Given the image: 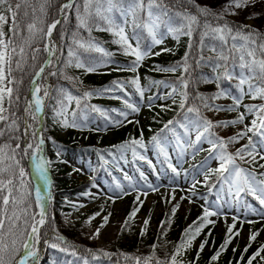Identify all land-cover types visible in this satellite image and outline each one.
<instances>
[{"label":"trees","instance_id":"1","mask_svg":"<svg viewBox=\"0 0 264 264\" xmlns=\"http://www.w3.org/2000/svg\"><path fill=\"white\" fill-rule=\"evenodd\" d=\"M20 0H10L13 8L15 4ZM66 0H28L27 3H21L20 9L17 11V21L19 23V32L16 36L14 43L17 45V51L19 45L24 44L25 40H30V45H25L27 53L26 63H24L23 69L19 70L15 67L16 57H13V71L11 77H15L19 83L11 84L10 87L14 89L13 92V104L10 106L7 97L5 115L15 114L18 119L19 130L13 133L15 137L19 139H11L5 135L0 137V144L11 143L14 147L16 143L21 144V148L25 146L26 142L35 143L31 135H25V120L33 125L30 131L40 130L41 135L44 139V154L46 155L49 163V186L47 189V215L46 223L40 229V243L37 245L39 251V260L37 264H83L82 258H87L89 264H136V261L132 258L140 257L143 264V258L148 256H154L152 264H155V260L169 261L171 255L178 245L181 244L182 240L185 242V246L181 248L180 254L177 259L182 264H247L249 257L256 252V246L254 244L245 243L241 248L231 252L229 244L225 249L221 250V245L224 243L228 232V226L223 230L222 233L215 232L213 229L214 224L206 225L200 234L196 236L198 243H202L207 240L208 248L202 251H197L192 245L187 246L188 237L185 236V230L193 224L194 221H198V218L202 216L203 207L202 203L193 206L188 212L181 213L177 209L173 215L171 209L174 205H164L154 217V223L148 226L145 230L137 224L136 220L132 218L128 220L127 226L125 221L128 219L129 214L134 209V206L139 204L137 201L134 202L132 208L128 213V217L124 220L123 224L118 228L115 238L112 240L109 248L104 249L97 245L96 240L87 234L83 223V214H79L74 219L66 220L65 216L68 213L77 212L79 205L74 196L81 192L88 190V188L95 184L97 177L102 175L106 176L110 183V188L113 193L119 192L120 187H117V182L111 174V168L115 171V160L123 157V150H127L132 160H137L145 164V168L150 174H153L154 170L152 165L148 163L147 159L141 160L138 156L142 148L136 146L137 155L133 156L130 147L121 148V145L131 144L133 140L143 139L144 145L153 144L156 158L159 160V165L164 171H167L171 177H175L174 172L168 167L169 162L167 161L163 152L156 147L152 141L154 135L160 134V140L163 142L166 139L172 137V133L165 131L160 133V129L169 121H180L185 123L184 115L185 110L179 107L180 100L182 97L180 93L183 91L188 92V101L186 107L195 106L200 110V115L214 122V118L209 117L206 108L203 106L205 101L197 99L198 95L207 98V102H212V97L223 89L230 90L236 96L240 95L239 79L241 75L239 53H228L227 48L229 45L224 46L225 54L229 55V59L225 61H219L222 65L216 72L213 71V65L216 61L218 52L221 49V42L217 39H213L212 36L204 38L203 47H201L199 31L194 32L191 38L192 47L189 48L190 38L182 35L179 40L176 39L174 47H167L169 51H158L160 55H154L150 63L139 64L135 72L128 70H116V69H127L131 65V62L135 57L127 55L123 52L122 46L116 44L114 41L117 40L115 35L109 31H100L95 26L97 20L95 17L92 18L90 24L93 28L89 34L84 29H77V19L75 11L65 10L67 13V20L65 21L60 13V6L65 3ZM77 4L81 5L82 0H76ZM164 4L173 11H183L187 8L190 12L195 13V9L187 4H175V0H163ZM200 6H207L204 3L196 1ZM43 6L44 11L41 12ZM127 5H125L126 7ZM75 7V5H74ZM104 7H107L105 4ZM209 7V6H208ZM95 5H93V9ZM35 9V12H33ZM0 11H4V8H0ZM213 11V10H212ZM27 12V15L25 13ZM215 13L222 11L214 10ZM171 14V13H170ZM113 18L117 20L121 17L119 12L113 11ZM60 17L61 23L57 25L56 29L53 30L52 39L56 45L57 51L54 56L51 57L52 64L45 67V72L38 79L41 87L40 94L43 97V109L38 115L37 120L32 121L25 116L23 111L26 100H31L29 89L31 87V80L34 72L38 70L39 66L43 65L49 57V54L44 51V47L48 44V38L44 33L35 31L34 35L29 34L27 25L35 22L36 29L47 30V26L54 20ZM146 18V13H139V20L142 22ZM227 21L232 24H245L236 19H233L227 15L224 17ZM162 19H164L162 17ZM211 19V17H209ZM201 23H203V17H201ZM130 24L133 33L138 34L140 46L146 48L151 42L152 37L149 35L146 29L133 28ZM215 25V21H213ZM100 27H106L103 21H99ZM248 25V24H245ZM12 24H4L3 31L9 38L12 33L10 32ZM253 29L258 30L260 33H264L263 29L257 28L250 25ZM160 33H165L166 28L163 24L159 27ZM73 33H78L77 38H82L84 41L89 39L91 36L95 41L99 42L100 46L104 47L107 51L114 53L111 58H115L127 64L126 67H110L105 69H97L94 72H87L85 68L75 67V60L73 58L72 63H69L70 58L68 57L69 47L76 49L73 45ZM137 38V36H136ZM215 46L217 52H213L211 49ZM39 48L36 59H32V50ZM80 53L81 61L92 60L98 55V53L89 52L83 53L82 49H76ZM11 52V48H10ZM187 56V71L184 70L185 54ZM203 57V59L201 58ZM212 59L209 60L208 58ZM110 58V59H111ZM257 58H260V54L257 53ZM248 58L246 57V60ZM181 65L176 68V71H162L159 69L168 68L171 66ZM227 67L232 79L226 78L223 73ZM50 72H55V75H49ZM245 75L248 74V70H244ZM138 75H142L147 84L150 85L146 95L141 97L137 86L130 83V81L136 78ZM219 75L220 79L217 80L216 76ZM115 80L125 82L130 90L135 94L133 100L130 95H125L122 101H114L116 98L113 92H102L103 89L112 86V82ZM182 80H187V89L183 87ZM160 82V83H157ZM257 83V81H252ZM167 84L169 87L163 92V85ZM47 88L49 95L43 96L44 89ZM173 88L176 89L173 92ZM60 89L66 90L71 93L74 97L81 98L80 107L77 108L75 101L68 103V111L66 118L69 123L73 119L75 121L82 122L85 127L84 131L73 128L64 127L59 122L62 118L56 115V110L59 108L58 100L64 97L60 93ZM162 91V93H161ZM85 92H93L90 97H84ZM127 93V91H125ZM171 93V95H169ZM19 95V101L15 100V97ZM115 98V99H114ZM127 99L132 104H138L141 100L145 104V108L148 112V119L145 124L135 121L124 122L123 117L119 115L120 111L130 110L127 109L123 103V100ZM230 100V98H228ZM150 100H153L152 102ZM257 103H264V100L259 98L255 99ZM88 105V107H85ZM92 106L101 109L106 115H101L100 112L93 111ZM116 109L117 111H112ZM73 110H75V117H73ZM190 119L195 118V113L187 114ZM86 117V119H85ZM41 118V126L38 127ZM116 120H120L121 123H115ZM105 125H108L105 127ZM176 130L179 128L178 125H174ZM212 131L216 136L227 139L229 137L228 130L221 131L218 127H214ZM215 137H209L214 139ZM164 147V146H163ZM209 147L202 150L196 158L188 164V167L195 169L196 166H200L202 162L209 157ZM229 153H234L235 148L230 143L227 146ZM71 155L77 158H82L87 164H90L89 159L94 157V161L91 163L92 172L89 177L79 179L77 173L76 176L71 175V172L77 171V168L73 165L65 164L63 161L57 160L60 156ZM103 157V159H101ZM17 159L21 161V165L25 168L27 173L25 184L27 190L31 192V195L27 197V201L31 202L34 211H38L35 205V179L31 174V168L33 167L28 157H25L22 152L18 151ZM10 161L5 160V166ZM237 163L242 167L248 168L249 165L239 160ZM262 163V162H258ZM258 164L253 166L256 170L264 171L260 169ZM137 164L132 162L134 171L137 172ZM217 167H212L215 169ZM18 174V169H15ZM5 179L8 178V174L5 173ZM211 188V191H209ZM193 190V189H192ZM195 193L201 196L203 201H209L215 198L219 193L224 196L228 195V187L217 179L216 174H212L210 180L206 183L205 181L195 184ZM193 193V191H192ZM7 194V192H5ZM131 200L133 202V196ZM244 202L247 204L252 203L255 206L262 207L257 200L251 195L242 194ZM111 197H103L97 207H104L109 203ZM264 208V206H263ZM162 222H166L163 231L161 230ZM236 232V226L233 229V234ZM232 234V235H233ZM59 235L64 238L63 241H57L55 237ZM58 243L61 248L66 247L69 251H60V248H51L48 243ZM153 245H156L153 249ZM247 252L244 251L246 246H249ZM72 249H75L76 255H72ZM91 250V251H89ZM220 251L221 255L216 261H212L211 257ZM109 253L110 256H105L103 253ZM199 255L197 256V253ZM95 254L98 259H93ZM264 256V252L261 253ZM128 257V259H125ZM243 257V259H241ZM253 264H264V261L257 257L253 260Z\"/></svg>","mask_w":264,"mask_h":264},{"label":"snow or ice","instance_id":"2","mask_svg":"<svg viewBox=\"0 0 264 264\" xmlns=\"http://www.w3.org/2000/svg\"><path fill=\"white\" fill-rule=\"evenodd\" d=\"M28 0H20V2L15 4L13 8L10 0H0V8H4V11H0V137L7 135L9 140L19 139L15 137L13 133L19 130L18 119L15 114L5 115L9 109L4 107L5 95L8 97L9 105L13 104V92L12 87H4V82L6 79V67L7 66V76L11 77L13 71V57H16L15 67L16 69L22 70L24 63H26L27 53L25 50V45H30V40H25L24 44L19 45V50L17 51V45L14 40L19 32V23L17 21V11L21 7V3H27ZM48 0H45L47 3ZM264 2V0H261ZM256 0H228L227 4L224 6L222 12L215 13L208 6H200L196 3V0H175V4H187L195 9V13L190 12L187 8L183 11H173L164 4L163 0H82L81 5L77 4L76 0H66L60 6V13L62 18L67 20L68 11H75L77 19V29H84L89 34L92 32L93 28L90 24L92 18L95 17L97 20L96 27L100 31L112 32L119 39L114 42L122 46V50L125 54L131 53L135 59L131 62V65L127 69H116V70H128L135 72L140 64V62L149 55H160L159 52L152 53L151 48L155 45H160L163 43V38H157V30L160 25L163 24L166 28L165 34H171L175 39L179 40L180 36L185 35L190 38L189 48L192 47L191 38L194 32L199 31L201 47H203V41L205 37L212 36L213 39H217L221 42V49L217 54L216 61L213 65V71L216 72L222 67L219 61H227L229 55L225 54L224 46L229 45L227 48L228 53H239L240 69L241 75L239 79L240 95L232 96L233 104L227 107L222 105H216L214 103H208L207 98L198 95L197 99L205 101L203 106L209 111H237L242 103V98L244 95L250 96L252 99L264 100V33H260L258 30L253 29L250 25L245 24H232L227 21L224 17L225 15H236L237 9H244L249 6H253ZM107 7H104V5ZM75 5V7H74ZM93 5L95 8L93 9ZM125 5H127L125 7ZM41 12L44 11L43 6L41 7ZM119 12L120 16L123 18L122 24L127 25L129 22V16H131V23L133 28H143L146 29L149 35L152 37L151 44L145 49H141L138 34L137 42L135 46L131 44L127 35L125 34V27L120 23H117L112 16L113 11ZM35 12V9H33ZM146 13V18L140 22L139 13ZM8 13L10 15H6ZM171 13V14H170ZM27 15V12L25 13ZM162 17L164 19H162ZM201 17H203V23H201ZM211 17V19H209ZM257 17L256 13H252L248 16V19H255ZM9 18L11 19L10 32L12 35L5 40V33L3 31L4 24L8 23ZM99 21H103L106 27H100ZM215 21V25L213 24ZM61 23L60 20H54L51 24L47 26L46 32L44 29H36L35 22L29 23L27 25V30L31 35H34L35 31H40L51 41L53 30L56 29L57 25ZM73 45L76 49H82L83 53L95 52L101 55L96 56L92 60L81 61L80 53L73 47L68 49V57L70 58L69 63H72L74 58L75 67L85 68L87 72H94L97 68L105 65V63L110 60L114 53L107 51L104 47L100 46L99 42L95 41L91 36L87 41L82 38H77L78 33H73ZM11 48V52L7 49ZM213 52H217L215 46L211 49ZM40 49L36 48L32 50V59H36V53ZM44 51L49 54V59H47L43 65L39 66L38 70L34 72L33 78L31 80V87L29 89L31 100H26L25 107L23 109L25 116L32 121L37 120L38 115L42 112L43 101L39 93L41 92V87L37 84V80L45 72V67L52 64L51 57L56 54L57 48L54 43L46 44ZM163 51H169V49H163ZM257 53L260 54V58H257ZM187 56L185 54V63L182 65L184 70L187 71ZM246 57L248 58L246 60ZM203 59V57H201ZM209 60L212 58L209 57ZM181 65L171 66L168 68L159 69L162 71H176V68ZM248 70V74L245 75L244 70ZM55 72H50L49 75H55ZM223 75L232 79L227 67H225ZM216 79L219 80L220 76L217 75ZM257 81L253 83L252 81ZM19 83L12 77L8 79V84ZM130 83L137 86V91L143 94L142 89L139 87V77H136L130 81ZM160 83V82H157ZM183 87L187 89L188 81L182 80ZM248 85V91L245 93L243 85ZM125 82L115 80L112 82V86L105 88L102 92H113V91H125ZM61 95L64 97L57 101L59 108L56 110V115L62 119L59 121L64 127H80L81 125L76 123L75 119L71 123L66 118V113L68 111V103L70 101H75L77 108L80 107L81 98L74 97L71 93L66 92L64 89L59 90ZM176 89L173 88V92ZM227 93L223 90L218 92L212 100L218 99L221 96H225ZM49 95L48 89L45 88L43 91V96L47 97ZM93 92H85L84 97H90ZM171 95V93L169 94ZM182 99L180 100L179 107L185 110L184 121L169 120L162 129L160 133L165 131L171 132L175 139L176 147L180 149V155H184L187 149H192L193 153L198 149V145L204 139L209 137H215L214 139H208V143L211 145L209 150V158H214L219 161V166L215 169H207L204 175V181L207 183L212 174L217 175V179L228 187V194L233 200H238L241 198L242 194L251 195L255 200L259 202L261 206H264V171H257L255 165L259 161H264V103L255 105H244V108L248 113H256L257 118L251 121L250 125H245L244 128L236 133L234 136L228 137L227 139L223 137L216 136L212 129L216 126L227 127L229 125L243 124L245 120V113H239L238 116L230 121H219L214 124L213 121L200 115V110L195 106L186 107L188 101V92L185 90L180 93ZM121 99V97H115ZM20 97L17 95L15 97L16 101H19ZM123 103L127 109L133 112H138L139 108L134 104L130 103L127 99L123 100ZM88 107V105H85ZM93 111L100 112L101 115H106L101 109L92 106ZM112 111H117L113 109ZM195 113V118L190 119L187 114ZM119 115L121 117H127L128 113L125 111H120ZM73 117H75V110H73ZM86 119V117H85ZM115 123H121L120 120H116ZM174 125H178L180 129L183 130V135L188 137L187 140L183 139L181 133L176 131ZM33 128L31 123L25 120V135H31L36 141L35 143L26 142L25 146L21 148L20 143H16L13 147L11 143L0 144V264H37L39 260V251L37 245L40 243V229L46 223V209L44 207L43 196L41 194V189L39 186L35 187V205L38 211H34L31 202L27 201V197L31 195V192L27 190V185L25 184V177L27 175L25 168L21 165V161L17 159L18 151L22 152L25 157L31 161L37 176L39 179L48 182V177L46 175L47 168L46 164L50 161L45 160L42 155H38L43 151L44 139L43 136L39 134L38 131H30ZM194 133V139H192V134ZM252 133V135H249ZM247 137V144L242 145L236 150L235 153H229L227 151V146L229 143H234L240 139ZM258 137V139H254ZM152 141L155 143L156 147L159 148L161 152L164 153L167 158L168 153L164 149L160 134L154 135ZM144 148L143 139L133 140L131 144L121 145V148L130 147L133 156L137 155L136 146ZM141 160L145 159L144 156L139 157ZM103 159V157H101ZM10 161L9 164L5 166L4 161ZM237 160L248 164L249 167H242L237 163ZM148 163L151 165V161ZM168 167L172 169L174 173H177V169L171 164ZM258 167L264 169V163H259ZM18 169V174L15 171ZM5 173L8 174V178L5 179ZM141 178H144V173H140ZM126 180H131L127 174L124 177ZM198 183V181L196 182ZM119 187V184H117ZM153 191L157 190L153 188L152 185H148ZM195 184L193 185V194H195ZM211 191V188H209ZM7 192V194H5ZM146 195V194H145ZM174 199V197H173ZM219 199V198H218ZM137 201L142 204L140 197L137 196ZM203 213L202 216L198 218V221H194L188 229L185 230V236L188 237L187 246H191V241L196 238L202 231V229L208 224H214L215 222L210 217L220 215L219 211H214L210 207L202 206ZM179 208V204H176L171 209L174 215ZM139 211L138 208H134L129 214L128 219L125 221L127 226L128 220L134 218ZM96 215H99L97 213ZM94 218V217H93ZM91 219V218H90ZM237 217H233L234 223L228 226V235L221 245V250L225 249L226 246L231 242L233 229L235 228V221ZM104 222H107L108 217H103ZM144 225L147 226L149 223L148 219L144 220ZM166 222H162L161 230L163 231ZM103 226V225H101ZM99 234V228L96 230V235ZM235 235H239L236 232ZM256 233H252L250 240L256 239ZM57 241H63L62 236L57 235L55 237ZM48 243V241H45ZM207 240L200 244V250L202 251ZM51 248H60V251L67 252L68 248H61L58 243H48ZM185 246V242L182 240L181 244L176 247L169 261L155 260V264H182L181 261L177 259L180 254L181 248ZM156 245H153L155 249ZM249 246H246L244 251L247 252ZM91 251V250H89ZM264 252V245L260 247L251 257L248 258L247 264H253V260L260 257L264 261V256L261 253ZM72 255H76L75 249H72ZM105 256H110L109 253H103ZM199 252L197 253V256ZM221 255L220 251H217L212 257V261H216ZM93 259H98V257L93 254ZM128 259V257H125ZM136 261V264H140L141 258H132ZM154 256H148L143 258V264H152ZM243 259V257H241ZM83 264H89L87 258H82Z\"/></svg>","mask_w":264,"mask_h":264},{"label":"rangeland","instance_id":"3","mask_svg":"<svg viewBox=\"0 0 264 264\" xmlns=\"http://www.w3.org/2000/svg\"><path fill=\"white\" fill-rule=\"evenodd\" d=\"M196 1L204 3L205 5L209 6L213 11H222L224 6L228 2V0ZM236 13V15L227 16L236 19L242 23L263 29L264 31V2H261V0H256V3L253 6H249L244 9H237ZM252 13H256L257 17L255 19H248V16H250ZM5 14L10 15L8 13ZM122 20L123 18L120 17L117 20V23H120L122 26L125 27V34L127 35L131 44L135 46L137 38L135 37L131 29L130 16L127 25H123ZM8 24H11L10 18L8 20ZM165 33H160L159 29L157 30V38H163V43L160 45L153 46L151 48L152 53H156L170 46L174 47V45L176 44V39L171 34ZM115 37L119 39V37ZM7 39L8 37L5 34V40L7 41ZM50 43H54V41L51 39ZM150 44L151 42L148 45ZM141 49L143 50L145 48ZM7 51L10 52V48L7 49ZM127 55L132 56L130 52ZM153 56L154 54L145 57L141 61V63H150ZM126 66V63L119 61L115 58H111L105 63L104 66L97 69H105L110 67L118 68ZM5 67L6 79L4 82V87L7 88L10 87V84H8L9 76H7V66ZM137 77H139V87L140 89H142L143 94L141 95V97H143L148 92L150 85L147 84L146 80H144V77L142 75H138ZM37 84H39L38 80ZM124 87L127 93L125 91L115 93L116 97H121V99L114 98V101H122L125 95H130V98L133 100L135 94L130 90L129 86L126 83ZM242 87L244 89V92L246 93L248 91V85L245 84ZM168 88L169 87L167 86V84H164L163 92H165ZM223 91L227 93L225 96H221L218 99L212 100V102L210 103L222 105L225 107L233 104V99L231 97L236 95L227 89H223ZM39 95L40 97L42 96L40 93ZM228 98H230V100ZM150 101L152 102L153 100ZM6 104L7 95H5L4 99L5 108ZM251 104L259 105L260 103H257V101L255 99H252L250 96L244 95L242 98V103L237 111H209L207 108L206 111L209 117L214 118V124L219 121L233 120L238 116L239 113H245V120L243 124L229 125L227 127L217 126L218 129H220L221 131L228 130L229 137H231L234 136L236 133L240 132L245 125H250L253 119L257 118L256 113H248L247 110L244 108V105ZM135 106L139 108L138 112H133L131 110H123L128 113L126 118L123 117V121H135L139 122V124H145V121L148 119L149 116L145 108L144 102L141 100L140 102H138V104H135ZM76 123L81 125L80 127L76 128L84 131V124L79 121H76ZM40 125L41 118L38 126ZM107 126L108 125H105V127ZM176 131L181 133L183 139H188V137H185L183 135L182 129L178 128ZM39 134L41 135L40 130ZM249 135H252V133H249ZM192 139H194V133L192 134ZM208 139L202 140V142L197 146L199 150L193 153V150L189 148L182 156L180 155V149L176 147L175 139L173 136L163 142L164 149L168 153V156L166 158L167 161L171 163L179 173H174L175 177H171L167 171H164L162 167L159 166V160L156 158L153 144H146L145 147L138 154L139 157L142 155L145 157V159H147L148 161L150 160L152 162L151 165L154 170L153 174H150L148 172V170L145 168L144 163L137 160L131 161L128 151L123 150V157L121 159L115 160V168L117 172L111 168V174L116 180V182L119 184L120 191L113 193L112 189L110 188V183L106 176L102 175L100 177H97L95 180V184L90 186L88 190L76 194L74 196V198L78 202L79 208L77 212L66 214V220L74 219L79 214H83V223L85 229L87 230L88 236L94 238L99 247L107 249L110 247L112 240L115 238L118 228L128 217L130 209L132 208L134 202L137 201V196L140 197V201H142L143 203L140 204L137 201L139 204L134 206V208L139 209L134 219L142 230H145L148 226L154 223V217L164 205L179 204V211L181 213H186L193 206L203 203L204 206L210 207L212 210L219 211L220 213H222L220 215L209 218L215 222L213 226L215 232L222 233L228 225H232L234 223L233 217H237L235 221V226L236 232H239V235H235L236 232L232 235L231 242L229 243L228 248L231 252L236 251L238 248H241L245 243L249 242L251 244L257 245V251L262 245H264V208H257L251 203H248L245 207V203L243 202L242 198H239L238 200H233L229 194L225 197L222 194H219L215 199L203 201L201 196L196 193H192L193 185L197 184V181L198 183L204 181L203 173L207 169L219 166V161L217 159L207 157L202 162V164L200 166H196L195 169H191L190 167H188V164L192 162L202 150L209 147ZM254 139H258V137H254ZM247 142V137H245L230 144L234 146L235 153L238 148H240L244 144H247ZM44 153L45 152L43 148L42 153H39L38 155L42 154L45 160L48 161ZM57 160L63 161L65 164H69L71 166L73 165L74 167H76L77 171L73 170L71 172V175L76 176L78 173L79 179H85L89 177L92 172L91 163L93 162L94 158L91 157L89 159L90 164H87L82 158H77L71 155L60 156L57 158ZM132 162L138 165L137 173L133 171ZM259 162L264 163V161ZM45 167L48 169L49 164H46ZM141 172L144 173V178H141ZM31 174L36 182L35 187H40L41 194L43 198H45V189L48 183L50 182L49 179L48 182L39 179L34 167L31 168ZM125 174L131 177V180H126L124 178ZM149 184L157 190L153 191L152 188L148 187ZM128 195L133 196V202L130 198L131 196ZM105 196L111 197L109 203L107 205H104V207L98 208L97 204ZM42 203L44 204V199ZM44 207L47 211V205H44ZM97 213H99V215H96ZM105 216L108 217L107 222H104L103 220V217ZM145 219L149 220L147 226H145L143 223ZM98 228L99 234L96 235V230ZM252 233L257 234L255 240H250V236ZM200 244L198 243L197 238L192 240V245L195 249H197V251H201ZM207 248L208 244L206 243L203 250Z\"/></svg>","mask_w":264,"mask_h":264},{"label":"water","instance_id":"4","mask_svg":"<svg viewBox=\"0 0 264 264\" xmlns=\"http://www.w3.org/2000/svg\"><path fill=\"white\" fill-rule=\"evenodd\" d=\"M60 19V17L57 19V20H59ZM44 205L46 206L47 205V194H46V197H45V199H44Z\"/></svg>","mask_w":264,"mask_h":264},{"label":"bare ground","instance_id":"5","mask_svg":"<svg viewBox=\"0 0 264 264\" xmlns=\"http://www.w3.org/2000/svg\"><path fill=\"white\" fill-rule=\"evenodd\" d=\"M45 199V198H44Z\"/></svg>","mask_w":264,"mask_h":264}]
</instances>
